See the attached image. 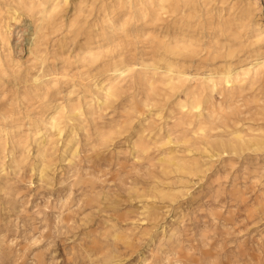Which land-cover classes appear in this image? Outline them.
I'll return each instance as SVG.
<instances>
[{
  "label": "rangeland",
  "instance_id": "374dc122",
  "mask_svg": "<svg viewBox=\"0 0 264 264\" xmlns=\"http://www.w3.org/2000/svg\"><path fill=\"white\" fill-rule=\"evenodd\" d=\"M78 1L65 7L66 21ZM227 2L250 5L264 28V0ZM86 21L102 45L99 60L87 61L82 45L87 34L65 39V31L51 34L42 47L46 78L56 88L47 95L25 81L41 64L40 52L29 48L32 30L15 29L19 39L10 52L0 46V264H264V155L179 157L206 162L204 175L179 173L168 157L159 156L169 148L187 153L180 143H166L181 133L163 111L162 130L145 131L159 142L150 156H136L140 120L157 119L161 107L144 108V115L129 119L132 81L115 80L124 90L107 107L97 101L96 85L107 77L102 69L110 67L109 59L119 55L136 65V76L143 75L142 60L159 58L146 31L161 37L162 21L134 17L124 32L119 26L101 32L95 13ZM208 34L204 30L199 38L208 43ZM197 58L187 60V72L198 71ZM259 84L264 93V75ZM70 104L84 106L89 130H79L76 156L61 140L40 145L49 149L47 176L41 178L38 142L51 132L48 121L57 106ZM97 128L115 130L107 146L86 139ZM18 138L26 141L25 149L14 145ZM159 189L169 196L161 197ZM153 211L157 215L150 216Z\"/></svg>",
  "mask_w": 264,
  "mask_h": 264
},
{
  "label": "bare ground",
  "instance_id": "6f19581e",
  "mask_svg": "<svg viewBox=\"0 0 264 264\" xmlns=\"http://www.w3.org/2000/svg\"><path fill=\"white\" fill-rule=\"evenodd\" d=\"M70 1L0 0V46L10 52L19 39L15 29L19 32L28 28L32 30L28 38L29 48L40 52L36 58L41 64L39 69L27 75L25 81H30L34 90H42L47 95L56 88V82L46 78L47 56L42 47L51 34L65 31L64 39L87 34L82 45L89 56L87 61L94 65L99 60L97 56L101 54L102 45L93 40V32L86 29L88 16L97 14L101 32L117 26L123 32L128 31L132 18L151 17L152 21H162L161 37L146 31L158 47L159 58L142 60L140 72L143 75L140 77L136 76V65L127 62L122 55L118 59L111 57L107 63L110 67L102 69V74L107 77L96 85L97 101L107 107L113 106L124 90V86L115 80L132 81L134 90L126 97L129 98L126 109L129 119L133 115H144V108L161 107L157 119L150 116L140 120L143 129L133 143L134 154L151 155L153 146L159 141L145 131L154 128L160 132L164 121L162 113L168 111L179 128L176 132L181 135L173 137L174 140L168 136L166 143H180L186 147L184 152L187 153L182 155L176 148H169L159 156L168 157L165 159L168 165L179 173L204 175L206 163L179 157L212 160L214 157L264 155V93L259 84L264 75V28L250 5H229L227 0H79L73 7V17L66 21L64 12ZM3 13L5 18L1 17ZM23 21L29 22L30 26L24 27ZM204 30H208L211 37L208 43L203 42V35L199 38ZM62 41L60 38L57 43ZM194 57H198L195 60L198 71L191 74L185 65L187 60L192 63ZM99 65L97 63L95 67ZM57 107L58 111L48 121L51 132L38 142L39 157H43L41 178L47 176L49 149L39 146L48 143L51 146L61 140L72 156H76L79 153V130H89L84 106ZM96 131L95 136L87 133L86 139L104 146L112 141L115 133L112 128H97ZM12 138H16V134ZM13 142L22 150L26 147V141L21 138ZM3 145L1 149L4 151L6 146ZM158 192L161 197L169 196L162 189ZM149 214L157 215L154 211Z\"/></svg>",
  "mask_w": 264,
  "mask_h": 264
}]
</instances>
